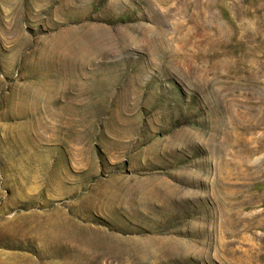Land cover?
<instances>
[{"label":"rangeland","instance_id":"1","mask_svg":"<svg viewBox=\"0 0 264 264\" xmlns=\"http://www.w3.org/2000/svg\"><path fill=\"white\" fill-rule=\"evenodd\" d=\"M0 264H264V0H0Z\"/></svg>","mask_w":264,"mask_h":264}]
</instances>
